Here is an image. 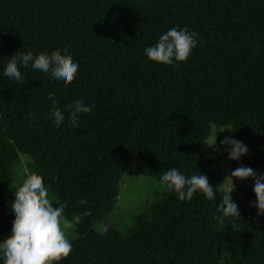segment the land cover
Instances as JSON below:
<instances>
[{"label": "trees", "instance_id": "1", "mask_svg": "<svg viewBox=\"0 0 264 264\" xmlns=\"http://www.w3.org/2000/svg\"><path fill=\"white\" fill-rule=\"evenodd\" d=\"M173 26L202 43L179 66L149 60L143 49ZM56 49L79 65L66 86L30 67L20 69L22 85L0 75V238L11 230L13 173L24 154L67 219L91 210L73 222L77 237L58 264H221L223 193L181 202L167 191L125 232L95 225L124 175L159 181L176 167L215 186L241 165L264 173V0H0V63L17 50ZM49 93L57 110L83 98L93 111L76 127L65 112L54 127ZM212 123L232 124L230 135L248 154L230 160L209 146ZM232 179L246 205L223 232L228 264H264V214L249 206L253 184Z\"/></svg>", "mask_w": 264, "mask_h": 264}, {"label": "clouds", "instance_id": "2", "mask_svg": "<svg viewBox=\"0 0 264 264\" xmlns=\"http://www.w3.org/2000/svg\"><path fill=\"white\" fill-rule=\"evenodd\" d=\"M198 43L202 41H198L195 31L173 26L159 34L156 42L145 47L143 52L151 61L179 66V62L185 61ZM29 67L50 76L62 87L74 80L79 65L70 57L67 49L63 53L56 49L50 53L41 51L35 54L31 50H17L0 63V75L22 85L25 76L20 69ZM47 99L52 107L49 115L54 127H59L65 121V112L68 122L76 127L80 114L93 111L92 106L86 104L83 98L71 101L64 111L57 110L54 93H49ZM216 135L209 146L215 151L223 148L228 159L239 161L247 153V146L231 136H225L216 146ZM229 174L231 178L253 179L255 200L250 201L249 206L257 209V215L264 214V173L258 175L251 167L241 165ZM17 175L21 178L20 183L9 205L13 214L11 230L7 236L0 238V264H58L72 251L66 230L72 227L73 222L78 223L82 216L90 215L91 210L86 208L82 214H74L70 221L64 216V203L53 206L48 188L40 175H25L23 170H18ZM158 179L162 187L174 193L175 198L181 202L191 200L194 193L203 194L208 201H214L217 194L223 193L217 211L222 213L224 219L240 217L238 206L230 196L234 187L232 179L230 187H222L223 183L213 186L205 174L200 172L188 176L176 167L163 171ZM77 203L87 205L88 202L80 199Z\"/></svg>", "mask_w": 264, "mask_h": 264}, {"label": "rangeland", "instance_id": "3", "mask_svg": "<svg viewBox=\"0 0 264 264\" xmlns=\"http://www.w3.org/2000/svg\"><path fill=\"white\" fill-rule=\"evenodd\" d=\"M232 124L225 125H215L211 124V133L208 138V143L214 139L216 135V146H219V142L225 136H231ZM227 129V130H225ZM225 130V131H223ZM232 137V136H231ZM240 140V139H238ZM242 141V140H240ZM247 146V153L249 152V146L242 141ZM222 152L226 158L227 153L223 151V148L219 150ZM245 154V155H246ZM244 156V155H243ZM230 168L229 166L227 167ZM18 170H23L25 175L30 174V158L27 155L21 154L17 165L14 168L12 185L14 188V194L17 190V187L20 183V177H18ZM231 179L227 176L220 184L222 187L227 188L231 186ZM234 184L233 189L230 192L231 199L237 204L238 209H242L246 205L245 193L244 190L236 184V182L232 179ZM248 186L253 184V179H247ZM118 192L116 195H112L109 198V214L106 218L95 225V229L98 232H104L109 227H114L121 232H125L132 227L134 218L136 215L142 211L145 206H149L152 204L160 203L165 198L167 190L162 187L160 181L156 178L145 176L142 174L135 175H124L119 182ZM48 196L53 203L56 201L55 196L52 195L50 190H48ZM145 205V206H144ZM235 223L232 217L226 218V221L222 228V236L219 240L217 251L218 257L221 264H228L230 258L227 254V248L225 246L226 237L223 233L225 230H233ZM68 238L72 242L77 234L75 232V223L72 224V227L66 230Z\"/></svg>", "mask_w": 264, "mask_h": 264}]
</instances>
